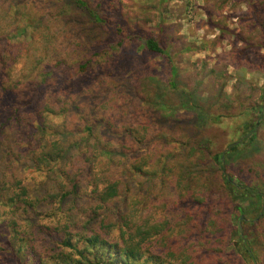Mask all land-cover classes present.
Instances as JSON below:
<instances>
[{
    "label": "rangeland",
    "instance_id": "rangeland-1",
    "mask_svg": "<svg viewBox=\"0 0 264 264\" xmlns=\"http://www.w3.org/2000/svg\"><path fill=\"white\" fill-rule=\"evenodd\" d=\"M84 1L109 28L73 50L74 28L86 23L74 20L82 16L75 0H0V172L40 200L24 212L8 200L13 186L0 192V264H84L62 242L71 233L84 250L75 233L85 231L137 252L128 259L105 249L97 264H264V0ZM115 25L134 42L159 41L170 60L136 44L110 50ZM97 107L111 123L102 133L112 155L96 160L88 180L78 177L76 194L61 198L85 165L74 158L45 174L23 172L52 141H65L66 157H75L78 141L63 133ZM143 122L138 145L122 126L142 134ZM19 130L25 140L33 133V146H16ZM19 149L28 151L13 158ZM103 176L118 181V195L97 209Z\"/></svg>",
    "mask_w": 264,
    "mask_h": 264
},
{
    "label": "trees",
    "instance_id": "trees-1",
    "mask_svg": "<svg viewBox=\"0 0 264 264\" xmlns=\"http://www.w3.org/2000/svg\"><path fill=\"white\" fill-rule=\"evenodd\" d=\"M75 4H76L78 11L81 12L82 16H80V18L78 19L74 18V20L77 23H83L81 19V17H83V20H85L86 23L84 27L83 25H80L79 27L75 26L74 28L77 34L76 36L73 35L74 37L69 44L70 47H73V50L80 48L81 46H85L88 43H91L89 42L90 38L87 35L92 30H97V29L108 30L109 28L106 24V21H104L94 9L89 7L88 2L84 0H75ZM112 29L114 33V38L116 39L117 42L114 47H109L110 50H114L117 47V48H124L125 52H130L132 50V46L136 44V46L140 47V49L143 52L153 53V54L159 55L162 58L170 60L168 52L161 45L159 41L150 38V39H147L144 44H141L139 42H134V40H136L135 37H132L131 35L128 34L127 27L125 25H115L114 27H112ZM21 32H24V31H21ZM78 36H83L84 40L82 41L81 39L78 38ZM88 64L89 62L80 64L79 70L82 72L85 70H88ZM1 65L3 66V63H1ZM172 71H173V74H175V69H172ZM107 107L110 109L113 108L112 105H108ZM83 109L85 110L86 108L83 107ZM261 109H264V108H261ZM16 112L18 113L19 111H16ZM102 112H105V109L103 107H97L93 110L88 108L87 113H85V116L81 119L84 125L80 126L76 130V132L70 131L68 133H63L64 139L74 141L75 143L78 141L75 145L72 146L73 148L72 153L75 154L76 158L73 157L72 155L66 157V155L69 153L71 149L65 148V144H66L65 141L64 143L59 142V141H52L49 143L48 146H46L47 150L42 151L41 154L35 158L34 160L35 163H33V165L29 169L26 166L23 167V172L25 173L26 171L31 170L36 174H45L46 169L52 171V169L50 168V164H53L61 160L65 162L66 164H68L71 162V159L74 158L76 161L83 162L85 165L77 169L78 173L74 175V178L72 179V182L70 183V190L69 191L64 190L61 198L63 199L69 194H76V190L78 188L77 186L80 185L79 183L80 180L78 177L81 176L85 180H88L89 177H91L92 175L94 163L96 162V160L100 159L101 157L104 158L105 156L112 155V152L107 147L108 143L105 141L107 136H105L102 133V131L105 129H108V130L111 129V123L108 121V119H106L104 116L101 115ZM11 119L15 121L18 120V118L15 117L14 115L11 117ZM146 123L147 122H143L140 125V127H138L140 128V131L142 132V134L137 133L136 132L137 129H134L130 126H122L123 133L127 138L131 139L136 144L141 145L143 144L145 140L146 130H148V126L146 125ZM0 130H1V127H0ZM46 131L47 130H44L45 133ZM19 132L20 130L17 131L16 133L17 135L16 140H15L16 146H18L19 148L20 146H33L31 144V139L34 137L33 133H29L28 131L27 132L25 131L27 133L25 136L26 137V140H25V138L22 137V133H19ZM58 134L59 133L57 132V135ZM50 136H53V135L49 134L47 137H45V135L44 136L42 135V137H40L38 140L39 145L43 146V144L47 142V139ZM59 143L61 146L59 145ZM235 146L236 144H234V146H232L231 149L234 150V148H236ZM27 151L28 149H19V151L12 154V157L21 158L22 156L26 154L25 152ZM220 158H223V155H220ZM215 159L218 160L219 156H216ZM220 160L223 161V159H220ZM12 162L13 160L12 161L10 160V163ZM111 162H112V159L111 158L108 159L106 166L110 165ZM140 168L141 167L137 165H134V164L131 165V169L133 170L134 173L143 174L141 173ZM12 176L14 177L13 174ZM7 178L8 176L5 172H0V192H2L3 190L7 189L10 186H13L10 196L8 197L9 198L8 200H10V202H14L15 206L18 205V208L21 207L24 212H27L28 210H34L36 204L39 203L40 200L36 201L35 199H32L28 195L27 185H25L24 187L21 184L22 182L21 179L14 177L15 179L13 181H9ZM92 180H93L92 186L94 187L92 192L94 191L96 192V189H95L97 187L96 179H92ZM226 181L231 183V185L237 187L236 184L231 181V178L227 177ZM105 185L106 186L104 187V189L101 190V192H98V193L96 192L97 200L99 202V206L97 207V209H104L105 204L111 201L112 199H114L118 195V181L108 182L105 180ZM92 212H96V209H93ZM128 217H129V213H127V215L123 218L122 226L127 225ZM238 220H240V217H238ZM111 226L112 225L110 223L100 224V230H102V233L108 234V230L111 228ZM84 230H87V229L84 228ZM67 232L68 231L65 230V233ZM89 232H90V235H88L86 231L82 233L80 232L75 233V236L79 235V238L83 239L84 244H85L84 250L78 249L76 247L75 242L71 241V238H72L71 233H70V236L68 233L62 242L64 246L70 249H73L79 255L81 260L85 262L84 264H97V262L94 260H99L100 259L99 253L105 249H107L108 254H109V251L115 250V254L117 255V257L119 256L120 252H123L128 259L137 255L136 250L132 246L128 247V245H126V248L123 250L116 249L115 245H110L106 237H102L101 239L100 233L96 231H89ZM119 232L121 233V241L123 242L125 241V243H127L128 241L133 240L132 238L128 237L126 241V239H124L123 237L124 232L123 231H119ZM244 238H245L244 235L240 233L238 240L243 242V248L245 251V244H244L245 239ZM96 249L97 251L95 254L93 250L95 251ZM91 252H93L92 255H90ZM246 252L248 255L250 254L251 257L253 256L249 250H246ZM112 262H115L114 259L108 264H112Z\"/></svg>",
    "mask_w": 264,
    "mask_h": 264
}]
</instances>
